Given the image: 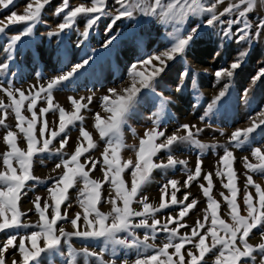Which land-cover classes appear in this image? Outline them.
<instances>
[{
	"label": "rangeland",
	"instance_id": "obj_1",
	"mask_svg": "<svg viewBox=\"0 0 264 264\" xmlns=\"http://www.w3.org/2000/svg\"><path fill=\"white\" fill-rule=\"evenodd\" d=\"M130 2H135V0H130ZM28 3L35 5V0H14V3L7 9L0 6V21L6 23L5 18L10 16L12 12L23 15ZM229 3H238V0H224L222 4L217 5V15ZM61 4L62 0H50V3L45 6L33 33L23 37L22 41L18 42L14 59L11 60L9 68L0 71V84L7 87L10 83L13 90H23L28 96L29 93L35 94L40 87L47 88L51 80L66 74L84 59L91 58L89 65L68 81L53 88L51 93L53 97L52 107L48 105L46 92H42L37 98V103L33 109L37 113L34 134L40 142L36 147H42L43 139H52L51 131L59 130V110L61 108L68 115L75 112L70 98L81 102L83 105L78 113L82 119L74 120L73 124L67 128L66 133L53 139L47 151L33 156L30 175L34 179L27 181V187L18 204L19 211L24 213L20 217L21 224L29 225V227L0 232V246L9 235L16 234L18 243L21 237L29 236L32 232L40 230L37 227L41 223L40 215L35 207L37 197L40 198L39 203L42 210L47 203L48 208L45 210V216L49 220L51 219L55 201L50 189L56 186V181L64 174L63 161L70 160L77 147L88 148V141L81 136V129L89 133L93 147L88 148V151L79 157V163L84 165V171L89 173L88 180L100 184L98 189L100 196L96 208L106 215L112 213L113 200L116 201L118 207H123V202L117 198L116 186L112 184V177L115 173L105 165V155L109 160L115 159L116 165L122 168L116 178L118 181H123L125 189L130 191L133 183L132 172L137 171L135 165L138 162L140 142L147 138L145 133L151 132L153 128H156L157 132L163 131L165 135L160 136L155 141L156 144H163L166 138L173 134L177 136L186 135V130L181 128L182 125L186 124L194 126L191 128L193 133H196L198 129L200 130L195 139L201 144L213 147L201 149L188 142H175L169 150L159 151L152 157L153 164L163 163L166 165L169 152L176 161H185L186 163L153 168L148 179L144 182H141L138 172L136 180L140 187L131 204L132 209L143 211L144 203H148L153 208H159L163 196V202L169 206L149 216L148 223L151 224L153 219L159 220L161 224L168 223L170 216L179 218V212L182 210L180 203L171 204V194L175 191L178 201L187 204L195 200L197 203L180 219V223L184 224L185 227L178 229L177 239H174L173 243L180 242L178 237L186 234L191 236V231L196 227L197 221L205 225L200 230L203 233L211 226V210L208 208V198L204 196L200 185L205 182V176L211 174L214 180L208 195L216 198L217 217L226 224L232 225L234 222L231 209L227 199H225V197L228 199L232 197L229 189L223 192L224 183L221 181V174L227 178V168L220 162L225 148L233 153L232 169L237 168L233 173L234 183L238 190L235 198L238 214L248 215V209L244 204L246 194H251L253 203L259 207L256 189L251 186L246 188V175H251L255 184H262L260 185L262 189H264V176L260 173L250 174L244 166V158L247 157L249 162L253 164L258 163L251 156V150L264 145V123H261L264 121V116L260 115L261 112H264V105L253 108L249 112V106H246L243 100V90L253 80L255 74L257 76L258 71L264 68V34L258 39H254L250 44L237 43L234 36L232 39H227L222 35V28L227 27L226 23L222 25L217 22L214 26L208 27L204 25L209 18L208 15L189 17L181 27V34H187L197 24H200L201 27L187 46L183 56L168 61L161 54L171 47L172 38L177 28L175 24L161 23L159 18L145 17L137 11L134 13L133 19L118 20L109 30L112 18L118 15L117 9L120 5L117 0H106V10L109 15L101 17L91 29H88L89 35L86 38L83 36L86 30V17L84 16H79L68 30L60 35H55L54 33L60 31L58 25L63 22L65 15V13L55 14ZM81 4L86 7L91 6V0H70V7ZM246 6H242L241 10ZM235 18L236 13L233 12L220 17V20L228 21ZM246 19L251 25V31L255 33L256 25L261 19H264V0H257L255 7L247 13ZM25 26L26 22H20L10 26L5 33L0 34V64L7 62L8 53L5 49L10 38L19 34ZM240 26L233 25V33ZM110 37H115V39L105 47V42ZM241 51L247 52L242 66L235 70L233 77L222 76L218 80L215 76L216 71L230 69L231 63L235 61ZM156 56H161V59L165 61V66L163 72L153 75L156 69L162 67L160 61L154 59ZM144 61H149V63L145 64ZM133 65L136 66L137 72L144 74L145 78L152 77L151 83L154 91L141 89L119 130L102 137L99 129L95 126L96 116L99 115L101 120L107 121L112 115L106 110L103 98L107 96L109 101H114L118 96L127 95L125 90L133 86L140 87V79L134 80L130 75ZM239 76L240 80H236ZM233 78L234 80H232ZM110 90L115 91L110 92ZM221 91H225V100L229 98L232 100L234 108L220 119L221 121H216L214 108L209 111L208 106ZM194 92H197L204 99V103L200 107L193 106L195 102L192 100L196 101ZM161 96L167 101L163 108L160 106L162 101L159 97ZM16 98L19 99L18 93H16ZM0 101L5 104L11 103L2 91H0ZM28 103V100L24 102L22 115L30 120L32 112L28 111ZM45 108L49 109L48 112L41 113V109ZM202 116L206 118L201 120ZM0 118L5 121L3 125H0V171H4L3 156L6 151L10 150L3 139L7 131L16 133V144L20 150L26 152L28 144L24 133L16 127L17 121L11 107L6 109V115L5 111H0ZM157 119L159 125L154 123ZM45 120L48 124V130L45 136L41 137L39 130ZM253 123L259 127L251 134V141L235 151L230 142L233 129H246L252 127ZM24 126L26 127L27 124ZM65 134L68 137V142L61 148L60 141ZM255 134H259V136ZM106 148L107 152H105ZM113 148L116 149L115 158L113 157ZM198 159L202 161L201 175L189 181L188 176L195 174ZM89 161L97 162L95 169L92 168ZM140 163L143 165V161ZM57 164H60L59 168L56 167ZM125 165L127 167H124ZM13 166L19 171V166L15 161H13ZM173 180L177 182L176 189H173L169 183ZM186 181L187 185L185 184ZM165 185L167 187L162 188ZM62 186L60 185V187ZM90 191L91 187H86L84 179L77 176L66 191L65 199L61 202L60 213L64 219L57 222L55 226L56 235H59L60 228L69 233L76 230H87V225L83 220L85 208L81 205L82 201L87 198L85 194ZM186 193L188 194L187 201L184 200ZM223 200H226L227 203L222 202ZM77 214H79V219L77 220V228L74 229L71 220L75 219ZM206 215L207 220H205ZM94 218V213L90 214L89 219L94 220ZM140 219L141 217H134L132 223H138ZM106 223H112L111 215H109ZM175 228H177L175 222L169 224V229ZM146 232L148 230L145 228L135 229L136 237L141 240L144 239ZM253 232L254 234L250 235L248 242L253 246L264 243V238H261L256 230ZM148 234L150 238L147 242L152 245L151 248L125 249L117 246L116 255L113 256L111 245L108 246V250L102 251L105 248L102 240L72 237L70 242H65L62 239L59 246L60 252L42 254L38 259L41 264H68L71 259L67 252L68 243H70L71 247L79 253L76 257V264H98L95 255H83L85 248L90 253L102 255L105 264H135L138 256L144 258L153 255L157 249L162 248L168 242L167 233L159 226L154 238H152L151 233ZM119 235L123 237L127 234L120 233ZM218 235L223 236L224 233L218 231ZM25 245L28 250H34L30 240H25ZM212 245L213 241L209 234L205 239V246L212 248ZM36 246H44L43 236L37 238ZM189 249L199 256V251L191 243L185 245V248L181 250L182 254H185ZM219 249V245L212 248L209 253L205 254L200 264H215ZM168 251L172 253L174 248H169ZM254 255H256V264H259V253H254ZM5 256L6 264H12V259H21L17 249H10ZM173 260L178 264L177 257L173 256ZM29 264H35V262L30 261Z\"/></svg>",
	"mask_w": 264,
	"mask_h": 264
},
{
	"label": "snow or ice",
	"instance_id": "obj_2",
	"mask_svg": "<svg viewBox=\"0 0 264 264\" xmlns=\"http://www.w3.org/2000/svg\"><path fill=\"white\" fill-rule=\"evenodd\" d=\"M223 2L224 0H167V2L166 0H152V2H149V0H135V2H130V0H117V3L120 5L117 9L118 15L112 18L109 30H111L112 25H114L118 20L125 18L133 19L134 13L137 11L145 17L159 18L161 23L175 24L177 28L172 38L171 47L161 54L163 57H166L168 61H171L176 57L183 56L187 46L190 44L191 40L201 27L200 24H197L189 32H187V34H181V27L189 17L208 15L209 18L204 23V25L208 27L214 26L217 22L222 25L226 23L227 27L222 28V35L227 39H232L234 36L237 43L245 42L250 44L254 39H258L262 34H264V19H261L256 25L255 33L251 31V25L246 19L247 13L255 7L257 0H238V3H229L227 7H225L219 15H217V5L222 4ZM13 3L14 0H0V6L4 9H7ZM49 3L50 0H35V5H33V3L27 4L23 15H18L16 12H12L10 16L5 18L7 21L6 23L4 21H0V25H3L0 26V34L5 33L7 28L10 26H14L20 22H26V26L20 31V33L12 36L7 43L5 49L6 53H8L6 57L7 62L0 64V71H5L9 68L11 60L14 59V52L18 42H21L23 37H27L33 33L35 25L41 19L42 10ZM245 5L247 6L243 7V10H241L242 6ZM233 12L236 13L235 19H230L228 21L220 20V17H224ZM61 13H65L64 19L63 22L58 25L60 31L54 34L60 35L65 30H68L79 16H84L86 17V30L83 33L85 38L89 35L88 29H91L96 22L101 19V17L109 15V12L106 10V0H91V6L88 7L83 4L70 7V0H62V4L57 8L55 14L60 15ZM233 25H241L240 27H237L235 33L232 31ZM114 39L115 37H110L109 40L105 42L104 46L107 47ZM246 55V51H241L235 61L231 63L230 69L216 71V78L219 80L222 76H226L228 78L233 77L235 70H238L242 66ZM154 59L159 60L162 65V67L154 71L153 75H158L160 72L164 71L165 61L161 59V56H156ZM90 61L91 58L84 59L81 63L76 64L66 74H62L56 79L51 80L48 83L47 88L40 87L35 94L29 93L28 96L25 95L23 90H13V86L10 83L7 87L0 84V91L4 92L11 101L10 104H5L3 101H0V111H5L6 115V109L8 107L12 108L17 121L16 127L20 132L24 133L28 144L26 152L20 150L16 144V133L10 130L7 131L6 135L3 137L10 150L4 153L3 164L5 170L0 171V232L20 227H29V225L21 224L20 217L24 215V213L19 211L18 204L20 197L24 194V190L27 187V181L34 179V177L30 175L32 158L38 153L47 151L50 143H52V140L58 135L66 133L67 128L73 124L74 120L82 119L78 113L83 105L81 102L70 98L72 104L74 105L75 112L68 115L65 113L64 109L61 108L59 110V130L51 131L50 136L52 139H43L42 147L37 148L36 146L40 142L34 134V129L37 124V113L33 111L37 103V98L42 92H46L48 105L49 107H52L53 97L51 93L53 88L61 85L65 81H68L81 69L89 65ZM144 63L147 64L149 61H144ZM135 69L136 66L133 65V70L130 75L134 80L136 78L140 79V87L133 86L132 88L125 90L127 95L118 96L114 101H109L107 96L103 98L106 110L111 112L112 115L107 121L101 120L99 115L96 116L97 122L95 126L99 129L102 137L108 136L110 133H115L119 130L120 126L125 122L126 114L136 101L141 89H150L154 91L151 83L152 77L145 78L143 73L137 72ZM261 78H264V68L259 70L257 76L254 77L253 80L255 81ZM225 88H227V85H225ZM114 91L115 90H110V92ZM246 92L247 90L245 91V94ZM16 93L19 94V99L16 98ZM224 96L225 91H221L208 106V110L211 111V109ZM159 98L162 101L160 106L163 108L167 101L162 96ZM26 100L29 101L28 111L32 112L30 120L26 119V117L22 115V108ZM48 110L49 109L47 108L41 109V113H47ZM260 115L264 116V112H261ZM205 118V116H202L201 120H204ZM4 122V119L0 118V125H3ZM154 123L159 125V120L157 119ZM261 123H264V121H261ZM25 124H27L26 127L24 126ZM192 127L194 126L187 124L182 125L181 128L186 130L187 134L184 136H177L173 134L172 136L167 137L163 144L155 143L160 136L165 135L163 131L157 132L156 128H153L151 132L145 133L147 138L142 139L140 142L138 162L135 165L137 171L132 172L133 183L130 191L125 189L123 181H118L116 178L119 176L122 168L116 165L115 159L109 160L107 155H105V165L111 168L115 173L112 177V184L116 186L117 198L123 202V207H118L116 206V201L113 200L112 213L108 215L98 211L96 208V204L100 196V193L98 192L100 184L95 181H89V173L84 171V165L79 163V157H81L84 152L88 151V148L93 147L89 133L81 129V136L88 141V148L77 147L70 160L63 161L65 168L64 174L58 178L56 186L50 189L52 198L55 201V207L53 209L51 219L49 220L45 216V210L48 208L47 203H45L44 210H42L39 203L40 198L37 197L35 207L40 215L41 223L37 225L40 230L32 232L29 236L21 237L18 243L16 234L9 235L7 240L2 244V246H0V264H6L5 254L8 253L10 249H17L21 257L20 260L12 259V264H29L30 261L35 262V264H41L38 258H40L42 254H56L60 252L59 246L61 245L62 239L65 242H70L72 237L102 240L105 245V248L102 251L108 250V246L111 245L113 256L116 255L117 246L125 249L151 248L152 245L147 242L150 238L148 233H151L152 238H154L157 233L158 226L167 233L168 242L164 244L162 248L157 249L153 255L146 256L144 258H140L138 256L135 260V264H177V262H174L173 256L178 258V264H200V262L204 259L205 254L209 253L212 248H215L217 245L220 246V249L219 255L216 256L215 264H249V262H251V264H256V255H254V253H259V264H264V243L253 246L248 242L250 235L254 234L253 230H256L261 238H264V230H261L264 229V189H262L260 185L254 183L251 175H246V188L251 186L256 189L259 207L253 203L251 194H246L244 197V204L248 209V215H239L237 212L238 206L235 200L238 190L234 183V173L232 169L233 153L227 148H225L224 155L221 157L220 162L227 168L228 183L224 184L223 187L229 189L232 197L231 199L225 197L231 209L232 220L234 222L232 225L226 224L223 220L217 217V202L208 195L209 190L212 188V181L210 179L211 174L205 176V179L208 181V187L204 188L203 185H201L205 196L208 198V208L211 210V226L203 233L200 230L203 229L205 225L200 221H197L196 227L191 231V236L186 234L185 236L178 237L180 242L173 243V240L177 239L178 229L185 227L184 224L180 223V219H182L187 214L188 210L197 203L195 200H192L187 204L178 201L175 191L171 194V204L176 205L180 203L182 205V210L179 212V218H173L170 216L168 218V223L161 224V222L156 219H153L151 224L148 223L149 216H152L155 212L169 206L163 202V196L161 197L159 208H153L148 203H144L143 211H135L132 209L131 204L138 192V188L140 187L136 180L138 172L140 174L141 182H144L148 179V176L153 168L170 167L177 163H186L185 161H176L169 152L166 165L163 163L153 164L152 157L159 151L169 150L175 142H188L201 149L213 147L201 144L197 139H195V136L200 130L198 129L196 133H193L191 131ZM258 127L259 125L253 123L252 127L235 130L231 134L230 142L236 148L243 147L245 144L249 143L252 138L251 134H253ZM47 130L48 124L45 120L43 126L39 130L40 136L44 137ZM67 142L68 137L65 134L63 139L60 141L61 148H63ZM105 152H107V148L105 149ZM112 152L113 157L115 158L116 149L113 148ZM251 156L254 157L258 163L253 164L249 162L247 157H245V168L255 173L264 174V145L252 148ZM13 161H15L19 166V171H17V168L13 166ZM140 161H143V165ZM89 163L93 169L96 168V161H89ZM201 164L202 161L198 159L195 174L194 176H188L189 181L201 175ZM56 167L59 168L60 164H57ZM124 167H127V165ZM218 175H220V173H218ZM77 176L84 179L86 187H91V191L85 194L87 198L82 201L81 205L85 208L83 220L87 225V230H76L69 233L65 232L63 228H60L59 235H56L55 226L59 220L64 219L60 213L61 202L65 199L66 191L69 187H71ZM169 183L173 189H176V181L173 180ZM185 184L187 185V181ZM60 185L63 186L60 187ZM166 187L167 185L162 186V188ZM221 195H223V193H221ZM184 200H188L187 193L184 196ZM92 213H94V220L89 219V216ZM109 215L112 216L111 224L106 223ZM134 217H141V219L138 223L134 224L132 223V219ZM78 219L79 214H77L75 219L71 220L74 229L77 228ZM207 219L208 217L206 215L205 220ZM173 222L176 223L177 228L169 229V224ZM137 228H145L148 230L143 240L136 237L135 229ZM218 231L223 232L224 235H218ZM120 233H126L127 235L121 237L119 235ZM209 234L211 235L213 241L212 248L205 246V239ZM41 236H43L44 239V246L37 247V238ZM194 238L198 239L194 240ZM25 240H30L34 249L33 251L26 248ZM189 243L193 244V247L199 251V256L194 254L191 249L187 250L185 254H182L181 250ZM169 248H174V252L169 253ZM67 252L68 256L71 257L68 264H76V257L79 253L71 247L70 243H68ZM61 255H63V253H61ZM83 255H95L98 264H105L102 255L90 253L87 248L83 250Z\"/></svg>",
	"mask_w": 264,
	"mask_h": 264
},
{
	"label": "crops",
	"instance_id": "obj_3",
	"mask_svg": "<svg viewBox=\"0 0 264 264\" xmlns=\"http://www.w3.org/2000/svg\"><path fill=\"white\" fill-rule=\"evenodd\" d=\"M240 76L236 80H238V79L240 80ZM255 77H256V74H255ZM232 80H234V78ZM246 90H247V92L245 94ZM193 95H194V97L196 99V101L192 100V102H195V103H193V106L194 107H200V105H202L204 103L203 102L204 99H202L201 96L197 92H194ZM225 99H226V97L224 96L213 107L216 121H221L220 119H222L224 116H226L234 108L233 107L234 103L232 102V100L230 98L227 99V100H225ZM243 100L245 102V105L249 106V112H251V110H253V108L255 109V108H258V107H262L264 105V78H261V79L255 80V81L252 80L251 82H249V84L243 90ZM238 129H241V128H238ZM235 130H237V129H233V131H235ZM255 135L259 136V134H255ZM233 148L235 149V151H238V149H239V148H236L234 146H233ZM236 170H237V168L235 167L233 169V171L235 172ZM248 172L250 174L255 173V172H252L251 170H248ZM261 175L264 176V174H261ZM221 179H222L221 180L222 183H224V184L228 183V179L224 176V174H221ZM213 180H214V177L211 176V181H213ZM204 181L205 182H203L201 185H203L204 188H207L208 187V181L207 180H204ZM257 184L258 185H262L260 183H257ZM226 191H228V190L226 188H224L223 192H226ZM204 196H205V194H204ZM212 198L214 200L216 199L213 196H212ZM222 202L227 203L226 200H223Z\"/></svg>",
	"mask_w": 264,
	"mask_h": 264
}]
</instances>
